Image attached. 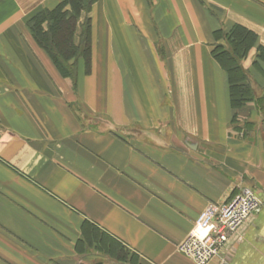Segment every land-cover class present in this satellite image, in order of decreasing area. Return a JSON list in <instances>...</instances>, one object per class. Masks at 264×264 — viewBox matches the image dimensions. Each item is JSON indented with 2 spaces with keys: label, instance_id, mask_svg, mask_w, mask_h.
I'll list each match as a JSON object with an SVG mask.
<instances>
[{
  "label": "crops",
  "instance_id": "obj_1",
  "mask_svg": "<svg viewBox=\"0 0 264 264\" xmlns=\"http://www.w3.org/2000/svg\"><path fill=\"white\" fill-rule=\"evenodd\" d=\"M62 1L0 0V264H194L176 245L245 187L261 204L207 264H264V117L211 54L254 33L264 94V0H95L75 79L28 27Z\"/></svg>",
  "mask_w": 264,
  "mask_h": 264
},
{
  "label": "trees",
  "instance_id": "obj_2",
  "mask_svg": "<svg viewBox=\"0 0 264 264\" xmlns=\"http://www.w3.org/2000/svg\"><path fill=\"white\" fill-rule=\"evenodd\" d=\"M95 0H64L53 9H43L28 21V27L39 46L51 57L59 72L75 79L76 62L85 61L88 69L90 52V19L80 24L78 41L74 43V33L79 14L89 11ZM67 5H69L67 7ZM43 24H46L44 27ZM225 44H216L211 54L227 72L229 80L230 103L239 109L249 101H254L264 117V94L256 96L248 81V74L242 68L240 59L255 42V34L240 26H234L222 34ZM258 57H264V48L258 47ZM237 115L234 119H237Z\"/></svg>",
  "mask_w": 264,
  "mask_h": 264
},
{
  "label": "built area",
  "instance_id": "obj_3",
  "mask_svg": "<svg viewBox=\"0 0 264 264\" xmlns=\"http://www.w3.org/2000/svg\"><path fill=\"white\" fill-rule=\"evenodd\" d=\"M260 204L258 195L249 187L242 188L225 202L208 204L195 218L192 230L176 245L177 251L194 264H207L219 254L229 234L256 212ZM200 223L206 231L198 238L195 231ZM197 243L201 253L194 251Z\"/></svg>",
  "mask_w": 264,
  "mask_h": 264
},
{
  "label": "rangeland",
  "instance_id": "obj_4",
  "mask_svg": "<svg viewBox=\"0 0 264 264\" xmlns=\"http://www.w3.org/2000/svg\"><path fill=\"white\" fill-rule=\"evenodd\" d=\"M69 5H67V7H68ZM90 11V10H89ZM89 11H82L80 14H79V17H78V21H77V26H76V29H75V33H74V36L76 35H78L79 34V32L81 31V29H80V25H79V22H80V20L82 19V21H85L86 22V19H88L89 18ZM82 22H80V24H81ZM43 26L45 27L46 26V24H43ZM194 251L195 252H198V253H201L202 252V249L199 247V244L197 243V244H194Z\"/></svg>",
  "mask_w": 264,
  "mask_h": 264
},
{
  "label": "bare ground",
  "instance_id": "obj_5",
  "mask_svg": "<svg viewBox=\"0 0 264 264\" xmlns=\"http://www.w3.org/2000/svg\"><path fill=\"white\" fill-rule=\"evenodd\" d=\"M201 226H203V225H201V223H200V224L198 225L197 230L195 231V232H196V236H197L198 238H200V237L204 234V232L206 231V227H205V229H202Z\"/></svg>",
  "mask_w": 264,
  "mask_h": 264
}]
</instances>
